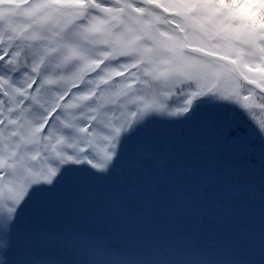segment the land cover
Instances as JSON below:
<instances>
[{
	"label": "snow or ice",
	"instance_id": "1",
	"mask_svg": "<svg viewBox=\"0 0 264 264\" xmlns=\"http://www.w3.org/2000/svg\"><path fill=\"white\" fill-rule=\"evenodd\" d=\"M0 264H264V0H0Z\"/></svg>",
	"mask_w": 264,
	"mask_h": 264
}]
</instances>
